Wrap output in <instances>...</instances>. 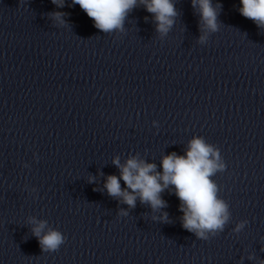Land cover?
<instances>
[{
  "label": "clouds",
  "instance_id": "1",
  "mask_svg": "<svg viewBox=\"0 0 264 264\" xmlns=\"http://www.w3.org/2000/svg\"><path fill=\"white\" fill-rule=\"evenodd\" d=\"M51 2L63 7L62 0ZM72 3L79 5L93 20L97 29L111 33L114 30H123L125 18L137 5V0H72ZM139 3L154 15L157 32L161 36L166 35L177 15L172 0H139ZM240 3V14L252 20L257 27L264 28V0H240ZM192 5L194 8L199 5L202 29L216 32L219 27V5L213 7L212 0H192ZM52 15L60 23H65L62 19L64 13ZM205 40L206 36H201L200 42L204 43ZM113 164L120 170V175H109L105 188L110 196L120 198L130 208L135 207L137 198L141 203L149 204L153 211L167 207L161 193L171 185L181 201L182 226L193 232L197 238L206 240V233L222 230L229 220L228 205L218 198L217 186L210 179L217 171L224 169V164L221 162L219 151L205 143L203 138L192 139L185 155L173 152L164 156L161 160V172L156 171L157 166L154 163H146L138 156L129 157L124 164L116 157ZM92 179L90 178V182ZM120 180H123L125 188L121 187ZM121 214L127 215L123 210ZM160 219L168 222V214L163 213ZM31 222L35 225L32 228L33 235L37 237L42 251L56 252L65 243V237L55 229L41 234L46 222ZM245 223H239L235 230L240 231ZM261 264H264V261Z\"/></svg>",
  "mask_w": 264,
  "mask_h": 264
}]
</instances>
